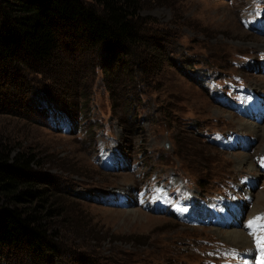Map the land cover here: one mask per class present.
<instances>
[{
	"label": "rangeland",
	"instance_id": "374dc122",
	"mask_svg": "<svg viewBox=\"0 0 264 264\" xmlns=\"http://www.w3.org/2000/svg\"><path fill=\"white\" fill-rule=\"evenodd\" d=\"M140 4L146 47L135 52L141 55L137 65L109 62L104 73L102 58L66 29L58 33L52 65L24 70V77L0 65V145L10 141L14 153L30 152L39 160L34 172L52 179L43 187L53 228L66 239L63 264H223V257L242 263V254L248 264H260L264 119L248 118L252 109L245 97L241 113L214 103L197 79L210 71L216 81L211 92L221 98L234 74L235 87L249 88L250 99L264 98V0ZM22 78L26 89L14 99ZM52 104L74 126L61 112L44 116ZM207 131L229 135L234 148L211 144ZM167 176L188 196L182 182L199 195L219 191L226 181L233 186H225L217 200L201 198L182 223L168 213L174 203L162 216L144 211L164 204L170 186L155 190L152 181ZM104 193L117 197L108 205L93 202ZM123 198L129 208L119 207ZM236 230L246 238L233 239ZM24 258L7 253L0 264H32Z\"/></svg>",
	"mask_w": 264,
	"mask_h": 264
},
{
	"label": "trees",
	"instance_id": "16d2710c",
	"mask_svg": "<svg viewBox=\"0 0 264 264\" xmlns=\"http://www.w3.org/2000/svg\"><path fill=\"white\" fill-rule=\"evenodd\" d=\"M140 12V0H0V65L20 77L24 70L52 65L61 29L102 58L104 73L109 62L137 65L141 55L135 52L146 47ZM23 81L11 93L14 99L26 89ZM34 98L30 101L37 106ZM14 152L10 141L0 145V257L8 253L32 264H63L66 239L53 228L49 192L43 187L53 181L34 172L36 156Z\"/></svg>",
	"mask_w": 264,
	"mask_h": 264
},
{
	"label": "bare ground",
	"instance_id": "6f19581e",
	"mask_svg": "<svg viewBox=\"0 0 264 264\" xmlns=\"http://www.w3.org/2000/svg\"><path fill=\"white\" fill-rule=\"evenodd\" d=\"M243 123V122H242ZM248 127V126H247ZM262 127H263V125H262ZM261 128V127H260ZM253 129V128H252ZM248 131H250V130H248ZM257 131V130H256ZM261 132H262V134H263V136H264V127H263V129L261 130ZM252 134V133H251ZM260 136V135H259ZM248 160V159H247ZM236 161V160H235ZM244 162V161H243ZM248 163V162H247ZM236 164H237V162H236ZM248 167H250V165L248 164ZM245 168V167H244ZM252 170V169H251ZM261 196V198H259V200L261 201V199L262 200H264V195L262 194V195H260ZM259 200H258V202H259ZM262 202V201H261ZM131 213H132V215H137V212H132L131 211ZM254 214V213H253ZM142 217H143V215H142ZM230 231V230H229ZM228 234V233H227ZM231 235H233V239H245L246 238V236L243 234H241V233H238L237 232V230L236 231H234L233 233H230ZM225 235V234H224ZM218 236V235H217ZM245 246V245H244Z\"/></svg>",
	"mask_w": 264,
	"mask_h": 264
},
{
	"label": "snow or ice",
	"instance_id": "6c2138e0",
	"mask_svg": "<svg viewBox=\"0 0 264 264\" xmlns=\"http://www.w3.org/2000/svg\"><path fill=\"white\" fill-rule=\"evenodd\" d=\"M259 243H261V247L264 248V242H259ZM260 264H264V255H262L261 257Z\"/></svg>",
	"mask_w": 264,
	"mask_h": 264
}]
</instances>
